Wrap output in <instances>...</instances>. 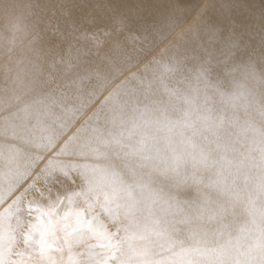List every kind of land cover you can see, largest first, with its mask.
Listing matches in <instances>:
<instances>
[{"label": "bare ground", "instance_id": "6f19581e", "mask_svg": "<svg viewBox=\"0 0 264 264\" xmlns=\"http://www.w3.org/2000/svg\"><path fill=\"white\" fill-rule=\"evenodd\" d=\"M5 7L0 186L9 190L0 216L35 179L50 185L46 205L70 228L74 262L104 249L117 264H264V206L253 203L259 152L249 147L248 124L237 120L227 142L217 141L225 159L208 178L185 166L191 149L177 131L193 85L199 113L225 108L260 121L264 0H7ZM18 17L32 23L28 33H46L10 43ZM209 101L214 112L205 111ZM64 172L82 183L64 189L57 182ZM96 209L117 226L109 241L124 242L116 251L105 246ZM91 232L99 244L83 249L95 240Z\"/></svg>", "mask_w": 264, "mask_h": 264}, {"label": "rangeland", "instance_id": "374dc122", "mask_svg": "<svg viewBox=\"0 0 264 264\" xmlns=\"http://www.w3.org/2000/svg\"><path fill=\"white\" fill-rule=\"evenodd\" d=\"M5 1L7 2V0H0V6H3ZM5 9L6 7L0 10V13H6L7 10L5 11ZM30 18H33V16L28 15L27 19ZM13 19L15 21L13 23L11 21L10 35L12 39L10 43L15 42L18 38L26 39L25 35L27 37L35 36L39 40L46 33L42 29L34 30V34L28 33V27L32 24L31 22L22 21L19 17L18 19ZM48 32L49 34L56 33L57 30L51 26ZM16 73V70H12V75L8 74L7 77L15 76ZM48 180L51 182L52 179L48 177ZM71 181L78 182L75 173L64 172L58 175L57 182L60 185H64V189L69 187L67 183ZM0 183L3 182L1 181ZM83 185L81 186L83 187ZM48 188H50L48 182L41 184V182L34 179L29 188L23 189L16 204L15 201L11 202L5 216H0V250H3L2 259L4 264H117L116 256L105 254L104 249H97V257L94 259L86 255H80L76 262L70 259L67 248L73 244L74 238L70 233L68 224L62 219V215L59 214L58 208L56 206H47L48 203L46 205L45 192ZM8 190L9 186L5 182L0 186V195L7 193ZM35 196H40L41 198L38 205L34 204ZM87 199H89L88 196L79 200L86 201ZM79 204L81 205L82 202ZM86 206L87 204H83V207ZM93 216L101 223L106 224V242H108L116 231L117 226L115 224L110 225V221L104 218L101 210L96 209ZM33 218L34 222L32 221ZM91 233L95 236V240L89 244H84L82 246L83 249L90 245L98 246L97 232ZM123 242V240L115 238L105 244V246L116 251V248ZM111 250L109 249L110 252Z\"/></svg>", "mask_w": 264, "mask_h": 264}, {"label": "clouds", "instance_id": "9594fccd", "mask_svg": "<svg viewBox=\"0 0 264 264\" xmlns=\"http://www.w3.org/2000/svg\"><path fill=\"white\" fill-rule=\"evenodd\" d=\"M221 99L225 105L234 107V105L229 103L228 99L223 96ZM213 103L215 102L209 101V107L205 109L206 112L215 111L211 107ZM203 106L200 90L196 85H193L192 95L185 109L186 120L177 129L179 134L187 140L191 149L184 162L185 166L190 171L197 173L201 178L215 175L225 159L221 152V146L217 141L227 142V137L230 135L228 128L235 127L237 120L247 123L248 127L245 132L255 137L254 142L249 141V147L253 151L258 149L259 152L258 157H253V159L258 161L256 164V183L253 188L255 192L253 203L259 201L261 206H264V112L260 114V121L257 122L252 113L243 115L225 114V108L220 109L218 116L204 115L198 111ZM244 147V142L240 141L239 147L235 151L239 152ZM245 179L249 178L246 176Z\"/></svg>", "mask_w": 264, "mask_h": 264}, {"label": "snow or ice", "instance_id": "6c2138e0", "mask_svg": "<svg viewBox=\"0 0 264 264\" xmlns=\"http://www.w3.org/2000/svg\"><path fill=\"white\" fill-rule=\"evenodd\" d=\"M3 250H0V264H4V260L2 259Z\"/></svg>", "mask_w": 264, "mask_h": 264}]
</instances>
